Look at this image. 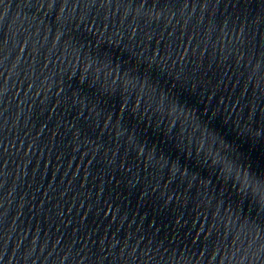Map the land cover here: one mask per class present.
I'll use <instances>...</instances> for the list:
<instances>
[{
    "label": "water",
    "instance_id": "95a60500",
    "mask_svg": "<svg viewBox=\"0 0 264 264\" xmlns=\"http://www.w3.org/2000/svg\"><path fill=\"white\" fill-rule=\"evenodd\" d=\"M0 264H264V0H0Z\"/></svg>",
    "mask_w": 264,
    "mask_h": 264
}]
</instances>
